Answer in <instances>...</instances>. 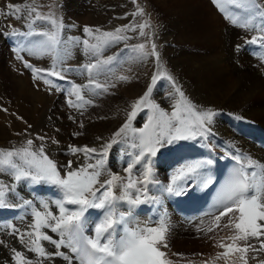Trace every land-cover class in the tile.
Masks as SVG:
<instances>
[{
  "label": "snow or ice",
  "instance_id": "6c2138e0",
  "mask_svg": "<svg viewBox=\"0 0 264 264\" xmlns=\"http://www.w3.org/2000/svg\"><path fill=\"white\" fill-rule=\"evenodd\" d=\"M213 3L224 14V18L235 26L249 27L247 20L250 17L246 16L241 23L240 13L258 15L264 21V0H213ZM143 14V8L137 6L131 15L135 17ZM0 16H15L17 20L30 18L26 35L38 39L29 41L26 51L37 59L49 58L51 66L37 67L25 61V67L31 70L34 80H43L50 88L56 87L50 77L69 82L68 103L71 107L83 109L93 102L90 97L86 98L88 89L99 93L108 92L110 87L115 86L101 83L99 77L110 71L117 59L115 54L105 53L115 44L126 43L131 38L125 35L127 32L138 31L139 36L145 38L146 43L134 45L133 50L143 57H155L158 69L150 76V82L142 94L131 103L126 119L108 141L98 136L96 139L101 143L97 146L68 145V152L82 159L60 164L43 143L36 147L31 138L26 139L19 148H0V209L16 206L15 194L21 186H54L60 194L54 201L36 203L27 228L13 229V238L22 245L21 250L11 247L14 264H46L56 257L68 264L77 258L78 264H175L170 257L182 254L170 250L167 220L161 217L153 225H142L135 221L131 208H124L123 205L135 206L147 201L146 186L153 182V171L151 166H146L142 175H134L133 170L140 163L148 165L147 158L155 157L165 145L210 137L211 124L217 113L212 109L198 108L176 86L174 77L163 70L154 42L151 43L150 51L147 50L149 33L146 29L151 27L147 22L126 24L112 31L84 26V37L71 39L74 46L82 49L88 63L74 68L65 64L66 60L72 58V51L65 43L63 21L58 20L55 13H42L33 0H21L20 3L5 0L0 5ZM37 21H46L47 26L36 30L34 25ZM249 42L264 47V26L260 29V35L252 36ZM76 71L86 76L87 83L70 80L68 73ZM158 76L171 82L175 89L170 111L154 100ZM119 79L126 81L128 77L121 76ZM141 113L146 117V122L143 127H134L133 122ZM80 127H84L83 123ZM36 139L44 141L50 138L38 136ZM130 140V146L138 151L134 153L135 163L129 162L124 170L126 177L108 173L105 163L110 150L114 145ZM51 142L59 143L56 140ZM206 164H212V160L194 161L181 168L166 191L182 195L186 190L199 186L195 181L201 177ZM236 165L218 201L214 227H209L207 232L221 228L220 222L226 217L227 223L223 224V228H229L233 234L228 237L231 243L219 244L225 251L219 253L217 259L238 254L239 264H249L250 261L264 264V164L259 165L261 170L258 172V162L251 157H237ZM209 182L208 179L200 180V183ZM23 203L30 205L33 201L26 197ZM90 209L99 210V215L86 233V213ZM48 244L53 246L52 251L48 250ZM0 246H6V242L0 240Z\"/></svg>",
  "mask_w": 264,
  "mask_h": 264
},
{
  "label": "bare ground",
  "instance_id": "6f19581e",
  "mask_svg": "<svg viewBox=\"0 0 264 264\" xmlns=\"http://www.w3.org/2000/svg\"><path fill=\"white\" fill-rule=\"evenodd\" d=\"M90 1L66 0L65 11L78 12V17L86 24L106 25L119 19V16H122V19H119V24L131 19L128 12H132L133 7L128 0L118 2V10L114 9L111 12L109 10L112 7L115 8V3L111 2L112 0H94L92 3ZM149 1L158 15L160 28L156 32V41L163 68L166 65L169 67L168 74L174 77L176 86L198 108L212 109L217 114L211 124L212 135L210 137L165 145L160 148L155 157L147 158L148 165L140 163L133 170L134 175L137 173L142 175L146 166H151L153 171V182L146 186L147 201L139 205H123V207L131 208L135 221L142 225H153L159 219H152L150 214H141L139 212L141 207L150 206L153 214L167 220L170 250L172 253L182 254L170 257L175 264H204L205 261L208 264H239L238 254H233L222 260L217 259L218 254L225 251L218 252L220 251V242L231 243L228 237L233 232L229 228H223L227 218H222L221 228L207 232L209 227H214V215L208 213L193 217L179 214L170 205L169 196L171 193L167 192L166 188L172 183V178L177 172L187 164L194 161L212 160L209 159L210 154L217 147L220 148V156H217L218 153H216L212 164H206V171H202L201 177L195 181L199 186L195 187L193 196L199 197L203 190L213 182V169L219 160L227 161L229 159L236 160L237 157H251L258 162L256 171L261 170L259 165L264 164V144H259L260 140L264 141V47L252 43L250 45L249 40L252 36L260 35L264 21L258 15H251L247 23L252 29L245 30L226 20L224 14L220 13L216 5L209 0ZM3 3L5 0H0V4ZM121 6L125 13H119ZM240 15L242 16L243 13ZM245 15L247 14L244 13ZM13 19L2 16L0 29L2 26L7 27ZM244 19V17L241 18V23L244 22ZM4 39L0 36V41L4 42ZM253 45H256L255 52L262 54L260 59L252 54L254 52ZM20 47H22L21 51L27 49L23 45ZM5 55L0 54V106L13 104L18 109L25 110L31 107V111L28 116H25L24 122L20 126H13L12 129L0 121V148H19L25 144L26 140L17 144L18 141L31 137L34 140V146L38 147L43 143L50 155L60 164H64L68 160L82 159V157H73L68 152L70 144L97 146L101 143L96 139L98 136L103 137L104 141H108L112 133L126 119V113L131 110V103L145 90L146 84L150 82V76L157 72L155 57L151 55L143 57L139 52H136L133 55V61L130 62L131 74L128 80H119L118 92L114 89L108 94L93 92L86 97L92 99L91 104L86 105L83 109L74 107L68 109L67 101L69 99L55 91L53 96L48 95L42 80H34L27 75L19 76L14 71H10L8 67L1 68ZM26 56L25 58L30 61L36 62L37 60L27 51ZM17 64L19 63L14 65L17 66ZM21 64L23 65L22 62ZM110 71H113L112 67ZM174 95L176 93L172 83L166 79H160L158 76V83L153 92L155 102L170 111L171 105L174 103L172 99ZM73 99L75 98L73 97ZM2 115L0 111V116L2 117ZM101 117L104 118L101 119ZM145 122L146 117L141 113L133 125L139 128ZM240 122L250 124L258 131L254 132L249 139H244L239 134ZM81 123L84 125L83 128L80 127ZM30 124L33 127L28 129ZM17 133H21V135H17ZM74 133H82V135H74ZM38 136L50 139L41 141L36 139ZM52 140L59 141V143H52ZM130 145L131 140L128 143L114 145L110 150L105 163L108 173L126 177L127 174L124 170L129 162L135 163L134 153L138 151ZM189 150H192L191 154H188ZM201 179H208L210 182L200 183ZM40 187L46 189L54 186L39 185L34 188ZM32 189L33 187L21 186L15 194L14 203L16 206L0 209V214H5L8 211L17 213L14 219L0 222V240L6 242V246H0V264H14L11 259L13 255L11 247L22 249V245L12 236L13 229L23 230L28 227L37 202L54 201L44 193L39 195ZM29 193H31L30 196ZM185 193L186 191L182 195ZM26 197L33 203L30 205L23 203ZM86 216L88 217L87 227L90 229L95 219L89 212L86 213ZM198 229L204 231H197ZM191 231H195L194 234L190 233ZM222 231L224 235L221 238L220 235L218 239L210 238L209 234ZM203 236L210 238V241L205 243V248L200 247L204 244L190 246L191 243L188 239L202 240ZM213 247L219 249H216L215 256H210L209 254L213 253ZM47 248L49 251L53 250L51 244H48ZM61 250L68 251L67 249ZM33 258L35 259V257ZM46 264H68V262L56 257L47 261ZM72 264H76L75 260ZM249 264H255V262L250 261Z\"/></svg>",
  "mask_w": 264,
  "mask_h": 264
},
{
  "label": "rangeland",
  "instance_id": "374dc122",
  "mask_svg": "<svg viewBox=\"0 0 264 264\" xmlns=\"http://www.w3.org/2000/svg\"><path fill=\"white\" fill-rule=\"evenodd\" d=\"M93 1L94 0H91L90 3H92ZM121 1H126V0H112L111 2L115 3L114 4L115 8L112 7L109 10V12L113 11L114 9H115V11H117L118 8H119L118 2H121ZM128 1H129V4L132 5V7H133V11L132 12H128V16L131 17L130 20L124 22L123 24H119V19H122V16H119V19H115V21H113V22L111 21V22H109L106 25H103V24L102 25H100V24L99 25H97V24L95 25V24H86V23H84V21H82L81 18L78 17V15H77L78 12H70L69 10L65 11L66 0H33V2L39 7V10L42 13L47 14L49 11H51V12L55 13V16L57 17L58 20H62L63 21L64 28L62 29V33H63V36L66 38L65 39V43H66L67 47L69 49H71V51H72V58L69 59V60H66L65 64L68 65V66L74 67V68H76V67H78L80 65H83L85 63H88V58L84 56L82 49L79 48V47L74 46V42L71 39V38L76 37V36L84 37V33H83L84 26H88L89 25V26H93V27H99L101 30L112 31L116 27H121V26L126 25V24H130V23L142 24V23L147 22L151 26L150 28L146 29V31L149 33V41L147 42V50L150 51L152 42H154L156 44V46H157L156 32L160 28L159 27L160 25H159V22H158V15L154 11L152 3H150L149 0H136V3H133V0H128ZM209 1H212V0H209ZM13 2L20 3L21 0H14ZM64 3H65V5H64ZM0 5H2V4H0ZM137 6H139L140 8H143L144 14L133 17L131 15V13L136 11ZM122 12H124L123 11V6H121V8L119 9V13L122 14ZM116 15H118V14H116ZM1 17L2 16H0V18ZM124 17H125V15H124ZM12 18H14L13 21L9 22L7 27L6 26H2L1 27L0 36L5 38L4 31L8 35H9V33L13 34V35H9V40H10V42H13V43L17 42L19 44V47H18V51L20 53L19 56L20 55H24L23 57L26 60V58H25V57H27L26 56V51H25L24 48H23L24 50L21 51L22 47H20V46L23 45V47L26 48L29 45V41H31V40L34 41L35 39H38V38L31 39L32 37H29V36L26 35V33L29 31L28 22H29L30 18L25 17L24 19H21V20H17L15 18V16H13ZM41 26L46 27L47 26V22L44 21V23H43V21H37V24L34 25V28L36 30H40ZM125 35H127V36H129L131 38L126 43L125 42H121L119 44L113 45L105 53V55H113V54H115L116 57H117L116 62L112 66L113 71L106 72L105 75H101L99 77V80H100L101 83L107 82L108 84L115 85V86L114 87H110L108 92H99L98 93V92L94 91L95 94H108L113 89L116 92H118L119 90H117V88L119 86V80H120L119 77H121V76L129 77L130 76L131 70H132V68L130 67V65H131L130 62L133 61L132 60L133 59V55L137 52V51L133 50V46L136 45V44H139V43H146V41H145V38L139 36L138 31L135 32V33L127 32V33H125ZM22 36L25 37L24 39L27 38L26 39V41L28 42L27 45L24 43L26 41L23 42V40L21 38ZM254 46H256V45H254ZM11 48H13V47L11 45L9 47L6 44V40L5 39H4V42L0 41V54H2V53L6 54L5 57H3V66H1V68L4 69V67H8V69L10 71H14L19 76L27 75L28 77H31L33 79L32 73H30L25 67V62H23L18 57V55L15 54L11 50ZM14 49H16V48H14ZM254 51H256V49ZM9 60L10 61L12 60L14 63L10 62ZM21 62L23 63V65L21 64ZM15 63H19V64H17V66H16V65H14ZM30 63H32L34 66H37V67H42V66L43 67H50L51 66V60L49 58H46V57H45V59L44 58L43 59H37L36 62L35 61H30ZM38 63H40L42 66L40 64H38ZM168 69H169V67L167 65H166L165 68H163V70L166 71L167 73H168ZM157 71H158V69H157ZM68 76H69L70 80H72L73 82L80 83V84L87 83L86 76L85 75H81L79 71L68 73ZM10 77L12 78V76H10ZM159 77H160V79H163L162 76H159ZM43 86H44V89L48 92V95L53 96V93H54L55 90L53 88H51L52 89V93H51L49 91L51 89L47 88L46 85H43ZM87 91H88L87 95H89L91 93V90L88 89ZM56 92H58V91H55V93ZM61 96H63V95H61ZM66 98L70 99V97H66ZM71 99H73V97H71ZM67 106H68V109H70L71 106H69L68 101H67ZM3 109H7V111H4ZM0 111L3 114L2 117L0 116L1 117L0 118L1 123L3 125H5L6 127L12 129V128L16 127V126H20L21 123L24 122V118H25V116L29 115V113L31 111V107H28V108H26L24 110V109H18L13 104H11V106L10 105L0 106ZM14 117H15V120H14ZM30 126L33 127L31 124H30ZM31 127H29V125H28V129H31ZM243 129H245V130H243L242 134H245L246 130L248 128H247L246 125H244ZM26 139L27 138H24L23 140L21 139L20 141H18L17 144H19L21 142H24V140H26ZM187 141H189V140H187ZM181 142H186V141H181ZM217 156H220V153H218ZM206 169L207 168H204L202 171H206ZM225 223H227V221ZM193 232H195V231H191L190 233H193ZM209 235H211L210 238L215 237V238L218 239L219 235H220V238L224 235V232L222 231V232H217V233L209 234ZM188 236H190V235H188ZM210 238L203 236L202 240H199V239L198 240L188 239V241L191 243L190 246H200L201 244H204L203 246L201 245L200 247L201 248H205L206 247L205 243H208L210 241ZM221 243L228 244L227 241H221L220 244ZM216 249H218V248L217 247L216 248L213 247V250H212L213 253L212 254L210 253L209 255L212 256L215 253ZM220 250H221V248H220ZM222 250H225V249H222ZM218 252H221V251H218Z\"/></svg>",
  "mask_w": 264,
  "mask_h": 264
}]
</instances>
